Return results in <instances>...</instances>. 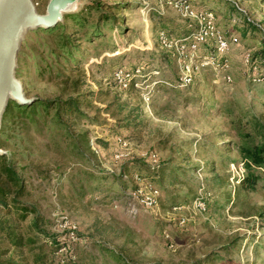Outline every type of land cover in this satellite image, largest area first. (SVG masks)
<instances>
[{
	"label": "rangeland",
	"instance_id": "1",
	"mask_svg": "<svg viewBox=\"0 0 264 264\" xmlns=\"http://www.w3.org/2000/svg\"><path fill=\"white\" fill-rule=\"evenodd\" d=\"M55 27L26 34L17 77L28 98L78 109L38 103L0 126L46 234L79 238L85 264L264 258V167L241 186V148L264 142V58L246 59L264 46V0H78Z\"/></svg>",
	"mask_w": 264,
	"mask_h": 264
},
{
	"label": "trees",
	"instance_id": "2",
	"mask_svg": "<svg viewBox=\"0 0 264 264\" xmlns=\"http://www.w3.org/2000/svg\"><path fill=\"white\" fill-rule=\"evenodd\" d=\"M56 29L57 27H53L50 28V31ZM186 29L188 30L186 36L182 38H189L193 33L191 28L187 27ZM165 33L168 36H172L168 31H165ZM67 40L71 42L68 37ZM263 58L264 46L259 57L256 58L252 55L251 66L263 64ZM263 78L264 74L258 79L264 81ZM56 102L58 103L59 111L65 110L72 113L78 109V103L73 97L60 98L53 101L35 100L33 103L26 105L10 101L4 114L2 125L5 126L8 121L13 123L18 112L22 115L33 113L38 103L49 107ZM262 105L264 109V101ZM2 145L5 146V144ZM241 151L246 159V167L250 173L242 180L241 186L243 189L254 188L257 185V179L253 177L251 171L254 166L264 167V142L254 146H243ZM27 170L28 168L15 159L13 155H0V264H46L47 261L48 264H85L77 259L76 251L71 249V245L77 243L79 238L73 242L70 240L68 232L49 235L43 230L45 218L37 213L35 205L28 200L30 195L25 180ZM135 174H139L140 177L146 179V176L141 173H128L125 170L118 177L125 178ZM127 189L136 190L137 186L132 184ZM31 215H34L33 220L25 225ZM43 236L49 238L43 240ZM3 245H7V247L2 248ZM12 251L17 254L16 257L18 256L17 258L19 259L15 258V256H9ZM59 254L61 256H58ZM253 264H264V258L255 261Z\"/></svg>",
	"mask_w": 264,
	"mask_h": 264
},
{
	"label": "water",
	"instance_id": "3",
	"mask_svg": "<svg viewBox=\"0 0 264 264\" xmlns=\"http://www.w3.org/2000/svg\"><path fill=\"white\" fill-rule=\"evenodd\" d=\"M78 0H50L40 14L34 0H0V126L10 101L31 104L17 77L18 55L29 31L50 29L76 7ZM8 154L0 147V155Z\"/></svg>",
	"mask_w": 264,
	"mask_h": 264
},
{
	"label": "built area",
	"instance_id": "4",
	"mask_svg": "<svg viewBox=\"0 0 264 264\" xmlns=\"http://www.w3.org/2000/svg\"><path fill=\"white\" fill-rule=\"evenodd\" d=\"M180 3H183V2H180ZM185 13L186 14L187 13H194V17H195V11L192 9V7H190L188 5H185ZM164 35H165V33H164ZM232 43H236V42L235 41H231V40H221V49H227V50H229L230 49V45ZM192 49H196V48H192ZM246 59H249V62L251 64V59H252L251 54L250 55L248 54L247 57H246ZM148 161H149V159H148ZM202 201L204 203H206V198H204ZM63 226H64L63 230H65V228H66V230L68 229V227H67L66 224H64Z\"/></svg>",
	"mask_w": 264,
	"mask_h": 264
},
{
	"label": "bare ground",
	"instance_id": "5",
	"mask_svg": "<svg viewBox=\"0 0 264 264\" xmlns=\"http://www.w3.org/2000/svg\"><path fill=\"white\" fill-rule=\"evenodd\" d=\"M223 39V38H222ZM224 40V39H223ZM148 203L150 204V205H152L153 203H154V201L150 198V197H148Z\"/></svg>",
	"mask_w": 264,
	"mask_h": 264
}]
</instances>
